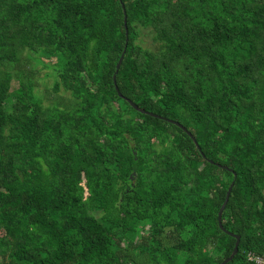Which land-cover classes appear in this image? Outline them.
Instances as JSON below:
<instances>
[{"label":"trees","instance_id":"16d2710c","mask_svg":"<svg viewBox=\"0 0 264 264\" xmlns=\"http://www.w3.org/2000/svg\"><path fill=\"white\" fill-rule=\"evenodd\" d=\"M123 50L118 91L161 117L118 95ZM39 57L62 105L22 79ZM233 179L225 264H255L264 0H0V264H218Z\"/></svg>","mask_w":264,"mask_h":264},{"label":"rangeland","instance_id":"374dc122","mask_svg":"<svg viewBox=\"0 0 264 264\" xmlns=\"http://www.w3.org/2000/svg\"><path fill=\"white\" fill-rule=\"evenodd\" d=\"M138 37L136 41L141 45L148 48H155L156 42L153 38L152 28L147 26L144 27L142 25L137 26ZM25 55H34L30 51H23ZM40 58V57H39ZM54 59H49L45 57H41L40 61L35 59H31L28 64H22V68H26L28 70V76H23V80H27L28 78L32 81V92L39 96L44 105H51L54 103L61 104L62 101H65L71 97L69 91H64L63 89H59L58 91H53L52 86L53 82L56 78L54 71ZM12 89L18 85V80L16 78L12 79ZM62 105V104H61Z\"/></svg>","mask_w":264,"mask_h":264},{"label":"water","instance_id":"95a60500","mask_svg":"<svg viewBox=\"0 0 264 264\" xmlns=\"http://www.w3.org/2000/svg\"><path fill=\"white\" fill-rule=\"evenodd\" d=\"M121 6H122V8H123V12H124L123 23H124V29H125V35H126L125 40H127L128 30H127V24H126V15H125L124 4L121 3ZM123 54H124V50L122 51V53H121V55H120V57H119V59H118V61H117V63H116L115 71H114V73H113V75H112L113 82H114V86H115V89H116L117 91H118V86H117V84H116V72H117V70H118V68H119V66H120L121 61H122ZM118 95L121 96L122 98L128 100L129 103H130L133 107H135L136 109H138V110H140V111H142V112H147L148 114H150V115H152V116H158V117H161L160 115H158V114H156V113L149 112V111H146V110H144V109H142V108H139V107L137 106V104H135V103H134L132 100H130L129 98L125 97V96H124L121 92H119V91H118ZM167 119H168L170 122H173V123H175L176 125H178V126H180L181 128H183L184 130H186V127H185L183 124H181L179 121H177V120H173V119H169V118H167ZM187 132H188V134L192 137V139L194 140L196 146L199 148V145H198V143H197V141H196L194 135H193L190 131H187ZM199 149H200V148H199ZM202 155H204V154L202 153ZM209 161H210V162H213V160H211V159H210ZM216 164L219 165V166H221L220 163H216ZM235 176H236V174H235V172H234V179H235ZM234 179L230 182V184H229L228 187H227V190H226V193H225L224 200L222 201V203H221V205H220V207H219V209H218V212H217V220H218V225H219V227H220L221 229H223L226 233H228V234L234 236L236 240H235V242H234V246H233V249H232L231 253H230L227 257H225L222 261H220L218 264H225L227 261L231 260V259L233 258V256H234V255L237 253V251H238V244H239V240H240L239 235H237V234H235V233H233V232H230L229 230L225 229V228L223 227V225H222V219H221L222 211H223V209H224V207H225V205H226V203H227V201H228V198H229V195H230V192H231L232 186H233V184H234Z\"/></svg>","mask_w":264,"mask_h":264},{"label":"built area","instance_id":"2783aa9c","mask_svg":"<svg viewBox=\"0 0 264 264\" xmlns=\"http://www.w3.org/2000/svg\"><path fill=\"white\" fill-rule=\"evenodd\" d=\"M247 258L250 261H253L255 264H264V252L263 253H256L253 251L247 252Z\"/></svg>","mask_w":264,"mask_h":264}]
</instances>
